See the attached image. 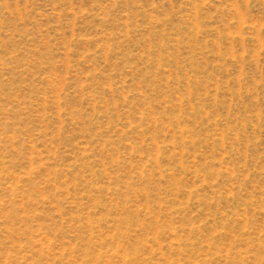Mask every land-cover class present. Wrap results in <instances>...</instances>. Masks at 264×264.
<instances>
[{"label":"rangeland","instance_id":"1","mask_svg":"<svg viewBox=\"0 0 264 264\" xmlns=\"http://www.w3.org/2000/svg\"><path fill=\"white\" fill-rule=\"evenodd\" d=\"M0 264H264V0H0Z\"/></svg>","mask_w":264,"mask_h":264}]
</instances>
